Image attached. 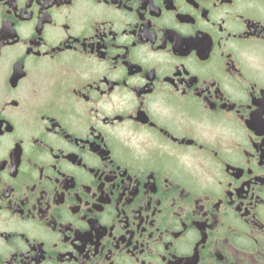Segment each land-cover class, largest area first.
<instances>
[{
  "label": "flooded vegetation",
  "instance_id": "af4514ba",
  "mask_svg": "<svg viewBox=\"0 0 264 264\" xmlns=\"http://www.w3.org/2000/svg\"><path fill=\"white\" fill-rule=\"evenodd\" d=\"M0 264H264V0H0Z\"/></svg>",
  "mask_w": 264,
  "mask_h": 264
}]
</instances>
